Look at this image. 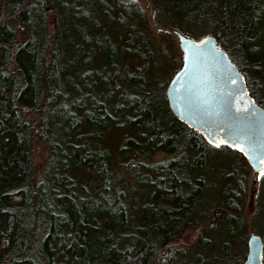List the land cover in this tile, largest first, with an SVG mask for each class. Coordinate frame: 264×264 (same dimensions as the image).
I'll return each instance as SVG.
<instances>
[{
    "label": "trees",
    "instance_id": "obj_1",
    "mask_svg": "<svg viewBox=\"0 0 264 264\" xmlns=\"http://www.w3.org/2000/svg\"><path fill=\"white\" fill-rule=\"evenodd\" d=\"M150 3L174 32L213 33L264 107V0ZM180 59L138 0H0V264H227L247 233L249 164L170 111ZM208 217L195 243H173Z\"/></svg>",
    "mask_w": 264,
    "mask_h": 264
},
{
    "label": "water",
    "instance_id": "obj_2",
    "mask_svg": "<svg viewBox=\"0 0 264 264\" xmlns=\"http://www.w3.org/2000/svg\"><path fill=\"white\" fill-rule=\"evenodd\" d=\"M175 33L181 59L164 89L170 111L207 143L232 147L253 172L263 171L264 107L249 93L244 75L213 33ZM262 253L261 235L251 232L240 264H262Z\"/></svg>",
    "mask_w": 264,
    "mask_h": 264
},
{
    "label": "rangeland",
    "instance_id": "obj_3",
    "mask_svg": "<svg viewBox=\"0 0 264 264\" xmlns=\"http://www.w3.org/2000/svg\"><path fill=\"white\" fill-rule=\"evenodd\" d=\"M138 2L147 14L149 26L152 29L155 36L157 38H165L167 36V34H170L171 41L179 48L177 34L174 31L170 30L168 27L158 23L153 18L150 0H138ZM48 26L50 29H52V23H50V21L48 23ZM179 50H180V48H179ZM27 114L31 115L32 113H29L27 111ZM46 156H47V150H46V147L44 146V144L37 141V140H33L32 141V158H33V162H34V175L39 174L40 167L42 166L43 161H44ZM159 156H160V154L157 153L153 156V158L157 159V158H159ZM261 172H263V171L253 172L249 166L248 174L246 177V200H245L244 208L241 212V214L246 219L247 224H248L247 225V233H246L245 237L240 242H238L239 238L235 237L234 241L238 244L232 247L233 253L231 254V256H225V258L227 260L223 256L217 255L216 258H219L218 260H221V259L226 260L227 264H240L241 263V261L243 260V258L245 256V252H246L247 236L251 232H256V230H254L253 227H251L250 221H251L252 213L256 207L255 195H256L257 189H259L260 184H261V182H260ZM254 221H255V223H257L256 228H259L260 227L259 219L254 218ZM209 222H210V218L208 217L202 223H200L198 226L185 229L180 234H178L174 237L173 243H175L177 245H189V244L195 243L198 240L197 231H199L203 227H206L209 224ZM218 226H220V225H218ZM219 230H220L219 227H216V225H215L212 232H210L208 234V235H210V237L209 236L208 237L210 239H213L212 241H217ZM216 234H217V236H216ZM213 261H217V260H213ZM218 262L219 261H217L216 263H218ZM224 264H226V263H224Z\"/></svg>",
    "mask_w": 264,
    "mask_h": 264
},
{
    "label": "snow or ice",
    "instance_id": "obj_4",
    "mask_svg": "<svg viewBox=\"0 0 264 264\" xmlns=\"http://www.w3.org/2000/svg\"><path fill=\"white\" fill-rule=\"evenodd\" d=\"M185 43L187 44L188 42L185 41ZM217 146H219V145H217ZM261 176H264V172H261Z\"/></svg>",
    "mask_w": 264,
    "mask_h": 264
}]
</instances>
